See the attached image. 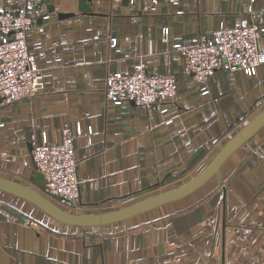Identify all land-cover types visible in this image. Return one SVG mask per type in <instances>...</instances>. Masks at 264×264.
<instances>
[{"label":"crops","instance_id":"crops-1","mask_svg":"<svg viewBox=\"0 0 264 264\" xmlns=\"http://www.w3.org/2000/svg\"><path fill=\"white\" fill-rule=\"evenodd\" d=\"M78 3L0 0V11L36 14L29 41L43 42L46 74L41 94L0 105L1 177L39 185L32 144L59 142L69 125L78 206L137 202L192 180L264 109V63L255 73L216 71L205 93L175 48L245 17L264 27V0H92L91 12ZM139 60L176 77L166 110L107 103V71ZM0 264H264V125L189 194L102 226L63 223L0 188Z\"/></svg>","mask_w":264,"mask_h":264},{"label":"built area","instance_id":"built-area-1","mask_svg":"<svg viewBox=\"0 0 264 264\" xmlns=\"http://www.w3.org/2000/svg\"><path fill=\"white\" fill-rule=\"evenodd\" d=\"M35 18L36 14L26 10L0 11V105L35 97L46 88V74L38 63L44 44L29 41ZM168 33L165 28V37ZM263 34L264 27L245 17L232 26H219L211 37L201 35L193 42L177 43L175 48L186 72L210 93V78L216 71L255 73L264 63V48L259 46ZM110 41L115 46L118 40L111 36ZM176 92L173 74L152 73L143 60L131 71L108 70L105 77L106 101L113 105L133 101L148 107L158 104L166 110ZM74 138L72 128L64 125L59 142L33 143L31 148L35 171L43 176L40 192L68 206L78 205L80 198Z\"/></svg>","mask_w":264,"mask_h":264},{"label":"water","instance_id":"water-1","mask_svg":"<svg viewBox=\"0 0 264 264\" xmlns=\"http://www.w3.org/2000/svg\"><path fill=\"white\" fill-rule=\"evenodd\" d=\"M123 1L124 3L128 2V0ZM91 2L92 0H79L78 9L82 12H91ZM58 14L60 18H63L71 16L74 13L59 12ZM263 125L264 109L238 133H236L230 140H228L225 145L219 150L217 155L212 159V161L192 180L176 189L150 196L143 200L114 210L97 213H75L67 211L48 199L37 189L1 176L0 188L32 201L46 213L51 215L54 219L59 220L63 223L81 227L102 226L125 220L136 214L189 194L191 191L195 190L202 183H204L208 178H210L215 172H217L221 164L234 150H236L239 146L246 142H252L254 133ZM36 175L39 184L38 186L39 188H42L44 185L43 176L41 173H36ZM224 192L226 193V187H224Z\"/></svg>","mask_w":264,"mask_h":264},{"label":"rangeland","instance_id":"rangeland-1","mask_svg":"<svg viewBox=\"0 0 264 264\" xmlns=\"http://www.w3.org/2000/svg\"><path fill=\"white\" fill-rule=\"evenodd\" d=\"M169 186V185H168ZM168 186H165L164 189H161L160 191H163L165 189H167L166 187ZM33 188L37 189L38 191H40V188L38 185H34L32 186ZM49 198V197H48ZM139 199V197H137ZM136 197H132V198H128V199H123L121 201H118L116 204L114 205H106L105 207H100L98 209H96L95 211H88V210H83L81 207H79L78 205L76 206H68L66 204H62L61 202H58V200L56 199H53L54 202L59 205L61 208L67 210V211H71V212H75V213H85V212H104V211H108V210H114V209H118V208H121V207H124V206H127L129 204H132L134 203L136 200H138Z\"/></svg>","mask_w":264,"mask_h":264}]
</instances>
